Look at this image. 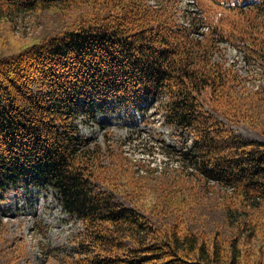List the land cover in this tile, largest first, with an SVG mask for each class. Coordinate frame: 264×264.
Masks as SVG:
<instances>
[{"label":"trees","instance_id":"16d2710c","mask_svg":"<svg viewBox=\"0 0 264 264\" xmlns=\"http://www.w3.org/2000/svg\"><path fill=\"white\" fill-rule=\"evenodd\" d=\"M179 1L0 0L2 15L61 20L0 50V191L7 179L51 185L83 224L82 264H264V86L248 88L234 62L214 60L232 47L264 72V0H195L189 28ZM88 93L141 114L159 101L163 123L190 135L195 173L80 136L75 109Z\"/></svg>","mask_w":264,"mask_h":264},{"label":"rangeland","instance_id":"374dc122","mask_svg":"<svg viewBox=\"0 0 264 264\" xmlns=\"http://www.w3.org/2000/svg\"><path fill=\"white\" fill-rule=\"evenodd\" d=\"M179 2L182 23L189 28L186 19L199 14L198 7L194 0ZM59 18V15L50 17L37 11L10 16L0 14V50L9 52L38 40L46 32L52 33L61 23ZM220 52L222 54H216L214 60L226 65L234 62L248 88L264 86V72L256 64L245 62L232 47ZM106 99L94 93L78 97L75 111L81 136L102 146L108 140L122 145L119 152L127 159H136L159 171L170 168L176 176L195 173L192 162L184 155L191 137L163 123L156 112L159 101H146V111L141 114ZM233 128L247 140L262 141L252 126L236 124ZM214 183L211 185L217 189ZM116 199L131 204L124 196L116 195ZM0 218V264H82L75 240L83 224L64 212L51 185L28 178L13 184L7 179L0 191ZM233 220L236 222L235 218Z\"/></svg>","mask_w":264,"mask_h":264}]
</instances>
